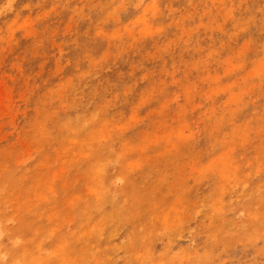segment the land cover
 <instances>
[{
	"label": "clouds",
	"instance_id": "1",
	"mask_svg": "<svg viewBox=\"0 0 264 264\" xmlns=\"http://www.w3.org/2000/svg\"><path fill=\"white\" fill-rule=\"evenodd\" d=\"M0 264H264V0H0Z\"/></svg>",
	"mask_w": 264,
	"mask_h": 264
}]
</instances>
